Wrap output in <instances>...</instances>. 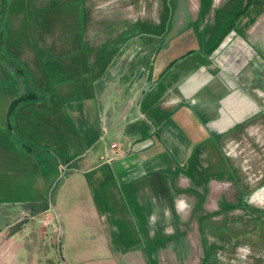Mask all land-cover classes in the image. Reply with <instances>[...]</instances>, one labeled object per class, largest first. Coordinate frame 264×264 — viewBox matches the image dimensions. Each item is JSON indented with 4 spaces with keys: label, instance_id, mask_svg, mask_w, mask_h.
<instances>
[{
    "label": "rangeland",
    "instance_id": "374dc122",
    "mask_svg": "<svg viewBox=\"0 0 264 264\" xmlns=\"http://www.w3.org/2000/svg\"><path fill=\"white\" fill-rule=\"evenodd\" d=\"M49 2L51 9L45 17L53 27L52 47H46L39 37L38 20L44 6L37 8L35 0H0V247L5 248L0 251V264H264V92L252 91L261 103L260 115L243 120L239 138L236 133L231 135L230 127V135L222 133L218 143L199 131L204 123L202 112H209L207 104L198 106L186 99L179 111L165 112V120L182 132L175 135L178 142L183 135L191 148L183 153L178 146L152 136L154 144L143 155L149 159L144 165L155 171L143 179L150 189L141 215L134 185L125 193L126 199L117 183V189L108 188L110 197L119 196L117 211L122 223L116 222L121 231L111 240L115 248L107 253L95 248V240L86 242L82 252L83 246L77 249L70 244L74 241L60 238L55 213L48 207L56 198L61 178L74 166L69 162L72 159L61 160L59 164L69 163V167L60 175L54 159L44 156L52 158L59 151L73 154L79 144L69 140L63 149L58 148L51 144L57 140L45 137L52 125L44 130L46 124L38 129L36 122H24L28 113L36 117L37 109L41 113L59 110L62 119L55 120L53 127L68 124L70 132L79 135L88 131L81 123L85 116L82 106L95 105L96 99H108L102 105L112 103L117 89L127 91L148 77L137 88L142 89L141 105L142 96L147 93V101L156 91L160 72L169 83V77L181 68L204 63V54L206 58H230L235 37L244 41L253 33L262 50L249 47L250 58L264 61V0ZM240 39L237 43L247 50ZM225 41L223 53L216 52ZM250 67L249 63L243 65L238 80L246 79ZM88 83L95 85L96 93L107 91L108 95L82 94ZM30 92L39 98L22 103L8 119L11 102ZM208 100L214 98L208 95ZM141 107L145 113L142 123L150 134L153 127H146L147 122L152 119L158 125L162 116H152L154 108L148 111L145 104ZM89 108L90 131L98 124L100 129L108 127L106 118ZM186 109L195 111L194 119L184 122ZM16 112H22L18 124L14 123ZM100 134L102 129L89 150L109 145L113 134L108 132L98 140ZM27 146L36 147L34 155L48 172L40 182ZM23 200L31 201L26 204ZM178 200L186 201L189 208L178 212ZM2 228L8 231L7 238Z\"/></svg>",
    "mask_w": 264,
    "mask_h": 264
},
{
    "label": "crops",
    "instance_id": "0c3cea01",
    "mask_svg": "<svg viewBox=\"0 0 264 264\" xmlns=\"http://www.w3.org/2000/svg\"><path fill=\"white\" fill-rule=\"evenodd\" d=\"M34 4L40 9L44 6L42 9L43 17L41 21L38 20L40 25L39 37L42 42L46 41V47H52L53 27L48 26L50 22L47 25L45 17L47 11L51 9V2L49 0H35ZM252 34H248L244 41L235 37L236 43L235 47L233 46L234 51L232 50L233 53L230 58H206L208 55L206 54V56L204 54V63L192 62L189 68H181L179 73L169 77V83L164 82L166 79L165 73L160 72L156 81V91L150 98H147V101V93L141 98V101L143 99L141 105L145 104L148 111L151 109L153 111L154 108L155 113H152V116H162L158 125L152 119H149L146 127H153L150 134H147V129L142 123V118H145V113L139 103V95L142 89H137L140 85L145 84L148 77H145L144 81H137L136 86L127 91L123 90L120 92L117 89L115 93L117 97L112 100V103L102 105L101 102L103 100L108 101V99H96L94 100L95 105L88 104L82 106V109L85 111V116L81 123H83L84 127L86 126L88 131L78 133L79 135H77V132H70L68 124H64L62 127H53L55 120L62 119L59 110H54L53 112L47 110L46 113H41V109H37L36 117L33 113H28L25 116L24 122L26 124L36 122L38 129L40 126L43 127L42 124H46L44 130L47 126L52 125L50 130H47L48 135H45V137L52 136L51 140H57V142H51L52 145L61 148L69 140L79 144L77 150H72L73 154L59 151V153L55 154V157L52 156V158H49L47 155L44 156L45 159L52 162L54 159L56 167H58V162L64 160V158L72 159L74 166L71 167V171H67V174L61 178L59 188L56 191V198L48 206L49 208L52 207L55 213L60 238L74 241L70 244H75L77 249L83 246L82 252L87 247L86 242L89 243V241L91 242L93 240L97 242L95 248L98 250L104 249L106 253L110 248H115L112 246L111 240H116L121 231L116 222L122 223L118 219L117 211L119 196H116L117 198L110 197L108 188H116L117 186L114 183H117L120 194L126 199L128 196L125 193H129L134 185L133 195L137 203L138 212L141 215L143 212L144 197L150 189V185L144 183L143 179L147 174L155 171V169L150 170L151 168L144 165L149 159L143 155L146 147L149 144H154L152 136L155 135L158 142L162 143L161 140L163 139L178 146L180 149L185 150L183 153H188L191 148L192 144L190 140L186 139L183 135V141L178 142L175 135L182 134V132L177 125L171 121H166V117L164 118L165 112L168 111L169 113L167 115H170L171 111L175 113L182 109L181 106L184 105L186 99L190 103L198 104V106L200 104H207L208 111H211L209 113L204 109L202 112V120L204 123L202 124V128L199 127L201 133L205 131L207 135L214 137L216 143H218L219 138L223 139V134H227V137L230 135L227 131L232 127L231 135L236 133L235 136L239 138L242 127H244L243 120L251 115L255 116V113L260 115L261 103L252 91L256 89L257 92H264V70H262V67L264 68V61L262 58L259 60L253 56L250 58L249 47L253 50V45L257 50H262L258 39L255 38L254 41ZM60 38H63V36ZM237 39L244 42L248 49L241 48L237 43ZM227 43L225 41L223 45L221 44L216 52L221 51L223 53V47ZM225 53H227V50H225ZM213 56L214 54L212 53ZM246 63L251 64L252 67L249 68L250 72L247 73L246 79L240 81L236 75ZM95 89V85L88 83L87 88L83 87L82 94H96L97 96L103 94L108 95L107 91L104 93H96ZM105 89L112 90L108 87ZM205 92L208 94L205 95ZM208 95L210 98H214V101L209 103ZM85 101L91 100L86 99ZM33 105L35 104L33 103ZM45 106L48 107V105ZM135 106H137V109H135ZM89 107L95 109L98 116H102L108 121V127L102 126L101 128L103 134H108V132L113 134L109 145L104 143L101 149L94 151L89 150L91 147L90 144L96 142V136L101 129L98 124L93 131H90V117L87 116V111L90 110ZM175 107L178 108L175 109ZM184 111L186 112V116L183 117H187L184 122L194 119L192 113L195 111L190 109ZM262 113H264V110ZM21 116L22 112H16L14 123L18 124L21 121ZM79 116H81V113L78 114ZM31 117H35L34 121H31ZM90 132H93V134L90 135ZM43 133L45 134V132ZM194 133H197V129ZM103 134L99 135L98 140L99 138L104 139ZM218 134H220V137H217ZM113 142L118 145V155L115 159L107 161L104 155L105 152H110V144ZM33 147L29 152L33 156L36 165L34 174L37 175L40 182L41 178L47 176L48 172L44 170L46 168H42V162L38 161L34 155L36 147ZM63 154H67L66 157ZM153 157L156 156L153 155ZM63 188L68 190V192H64ZM97 190H101V192L97 193ZM23 201L27 204L31 200ZM2 232L7 238L8 231L3 230ZM65 233H67V237L65 235L63 236ZM92 244L94 245V243ZM115 244L119 248V245L117 243ZM4 250L5 248L0 247V251L4 252Z\"/></svg>",
    "mask_w": 264,
    "mask_h": 264
},
{
    "label": "trees",
    "instance_id": "16d2710c",
    "mask_svg": "<svg viewBox=\"0 0 264 264\" xmlns=\"http://www.w3.org/2000/svg\"><path fill=\"white\" fill-rule=\"evenodd\" d=\"M224 36H225V34H224ZM221 40H222V38L220 40H216L215 43H213V45L208 49V52L212 51L220 43ZM38 98H39V95L35 92H30L27 94L18 95V97H16L11 102L10 106L8 107V110H7L8 119L11 116V114H13L22 103H25L26 101H35ZM27 148H28V150H32V148L29 146H27ZM64 159L66 160L67 158H64Z\"/></svg>",
    "mask_w": 264,
    "mask_h": 264
},
{
    "label": "built area",
    "instance_id": "2783aa9c",
    "mask_svg": "<svg viewBox=\"0 0 264 264\" xmlns=\"http://www.w3.org/2000/svg\"><path fill=\"white\" fill-rule=\"evenodd\" d=\"M117 148H118L117 143H115V142L111 143L110 144V152H105V155H104L105 160L111 161V160L115 159V157L118 155ZM69 162H73V161L71 160ZM68 164L69 163L58 164L60 175L63 174L68 169V167H69ZM69 168H71V167H69Z\"/></svg>",
    "mask_w": 264,
    "mask_h": 264
},
{
    "label": "clouds",
    "instance_id": "9594fccd",
    "mask_svg": "<svg viewBox=\"0 0 264 264\" xmlns=\"http://www.w3.org/2000/svg\"><path fill=\"white\" fill-rule=\"evenodd\" d=\"M176 207H177V211L178 212H184V211H186L189 208V205L184 200H178L177 204H176ZM150 219H152L154 221L156 219V217L153 216Z\"/></svg>",
    "mask_w": 264,
    "mask_h": 264
}]
</instances>
